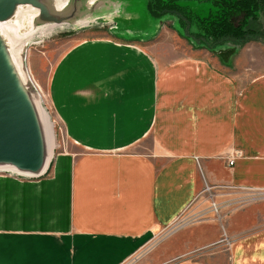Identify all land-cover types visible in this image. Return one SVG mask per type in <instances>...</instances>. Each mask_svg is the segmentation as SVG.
Wrapping results in <instances>:
<instances>
[{
  "label": "crops",
  "instance_id": "obj_1",
  "mask_svg": "<svg viewBox=\"0 0 264 264\" xmlns=\"http://www.w3.org/2000/svg\"><path fill=\"white\" fill-rule=\"evenodd\" d=\"M109 33L82 42L80 55L106 63L86 65L78 93L62 75L72 63L54 78L79 150L38 179L0 173V264H264L262 221L238 237L237 218L224 224L225 250L221 223L181 220L205 184L264 193V73L201 48L158 56ZM120 49L137 58L116 59Z\"/></svg>",
  "mask_w": 264,
  "mask_h": 264
},
{
  "label": "rangeland",
  "instance_id": "obj_2",
  "mask_svg": "<svg viewBox=\"0 0 264 264\" xmlns=\"http://www.w3.org/2000/svg\"><path fill=\"white\" fill-rule=\"evenodd\" d=\"M111 1L119 5V14L115 18L116 23L121 29L119 33L129 37H143L149 39L146 40V42L139 43V45L146 48L148 51L157 53V55L160 56V53H166L167 50L176 47L199 48L196 46V43L179 34L178 30L181 31V28L178 18L166 17L157 19L152 17L148 12V3L150 0ZM177 4L181 7H187L186 9L192 14H199L201 16L207 15L212 8L211 2L202 3L197 0H179ZM169 19H175L174 21H176V23L174 24V22L169 21ZM259 25L263 32L264 14L262 15ZM109 32V26H98L70 32L55 30L46 37H40L38 35L29 41H27L26 38L24 39L28 42L26 65L37 93L41 95L42 104L52 121L56 146L55 157L62 152L79 150L74 146L75 142L69 134L71 133V124L69 121L74 122L75 120L67 119L66 122L63 119L60 120L58 111L56 107H54L53 84L54 78L55 82H58L59 73L62 71H59V68H61L60 63L64 64L70 62L73 64V67L66 71L64 70L62 75H65L64 77L67 79L65 85L69 87V89L71 88L73 94L78 93L80 89H77V87L87 73L86 65L100 62L106 63L105 60H101L98 57L94 49H92V51L88 50L90 55H80V50L89 48L83 46L84 44L82 42L87 39L110 36ZM116 37L117 36L112 39L116 40ZM111 46L116 48L120 47L115 44ZM75 53H77L78 56L74 58L72 55ZM117 53L119 55L114 57L116 59L118 58V60L120 57L124 58L123 55H126L127 58L131 60L137 58L134 54L130 55L126 51L123 52L122 49H120V51H115V54ZM209 53L218 56L221 62H225L224 66L228 68L229 66L234 68L236 65L238 72L243 73L244 67H246V72L251 71L253 77L264 73V41H251L239 47L230 45L227 50L220 52L209 51ZM93 76L94 78H99L100 71L93 70ZM72 126L74 127V131L76 124ZM249 208H255L256 213L252 216L243 215L245 210ZM239 212L242 214H237ZM262 213L264 214V193L256 191L246 192L227 185L211 186L210 184H205L193 205L183 214L182 217L184 218L181 220H185L189 226L198 223L205 224L207 222H213L217 225L221 223L220 240L221 242L225 241V250H228V242L226 241L230 239V236L223 225L228 223L232 218L235 220L237 218L236 222L238 226H243L241 231H238L237 234L234 235L238 237L247 233L244 232L243 229L247 228L248 224H256L261 221L262 224H264V217L261 218ZM253 216L254 218L251 219ZM205 249L211 251L214 248L209 249L206 247ZM205 251L207 253V250H204V254ZM132 263L133 261H130L127 264Z\"/></svg>",
  "mask_w": 264,
  "mask_h": 264
},
{
  "label": "water",
  "instance_id": "obj_3",
  "mask_svg": "<svg viewBox=\"0 0 264 264\" xmlns=\"http://www.w3.org/2000/svg\"><path fill=\"white\" fill-rule=\"evenodd\" d=\"M24 4L39 10L32 19V25L38 32L31 37H24V33H18L19 36L12 33L11 36L21 45H24L25 38L29 41L40 36V32L49 27H54L53 32H70L109 26L114 36L134 41L149 40L119 33L121 29L115 19L119 14V5L111 0H67L62 9L54 6L53 0H0V22L9 21L16 6ZM26 44L28 47V42ZM27 47L23 63L26 72ZM28 77L29 87L25 88L24 83L21 85L18 81L20 78L8 61L0 41V163H8L13 168L0 169V173L33 180L46 175L53 160L45 169L47 151L44 138L28 100V95L39 93L31 76Z\"/></svg>",
  "mask_w": 264,
  "mask_h": 264
},
{
  "label": "trees",
  "instance_id": "obj_4",
  "mask_svg": "<svg viewBox=\"0 0 264 264\" xmlns=\"http://www.w3.org/2000/svg\"><path fill=\"white\" fill-rule=\"evenodd\" d=\"M179 0H150L148 11L157 19L178 18L179 34L211 52L244 46L251 41H264L260 22L264 14V0H197L211 2L207 15L192 14ZM175 20V19H174ZM173 21L174 24L176 21Z\"/></svg>",
  "mask_w": 264,
  "mask_h": 264
},
{
  "label": "bare ground",
  "instance_id": "obj_5",
  "mask_svg": "<svg viewBox=\"0 0 264 264\" xmlns=\"http://www.w3.org/2000/svg\"><path fill=\"white\" fill-rule=\"evenodd\" d=\"M67 0H53L54 6L59 9H62ZM39 10L34 9L28 4L17 5L15 12L9 21L0 22V41L2 48L8 58L10 64L14 67L16 74L19 76V82L24 87L27 88L28 75L30 76L29 70L27 72L24 70V54L27 47V42H24V45H21L19 41H16L11 35L23 34L24 37H31L38 32V29L32 25V19L37 14ZM21 20V21H20ZM23 22V23H22ZM22 23V24H21ZM54 27H49L40 32L41 37H46L52 34ZM21 32V33H20ZM34 34V35H33ZM19 36V35H18ZM48 38V37H47ZM28 74V75H27ZM28 100L32 105V108L36 114L38 124L42 130V136L44 138V146L47 151L45 169L50 163L51 160L55 157V141H54V130L51 118L44 108L41 100V95L39 94H30L28 95ZM0 169H13L8 163L1 162Z\"/></svg>",
  "mask_w": 264,
  "mask_h": 264
},
{
  "label": "built area",
  "instance_id": "obj_6",
  "mask_svg": "<svg viewBox=\"0 0 264 264\" xmlns=\"http://www.w3.org/2000/svg\"><path fill=\"white\" fill-rule=\"evenodd\" d=\"M228 161H229V165L230 166H233L234 165V162H235V158L234 157H231Z\"/></svg>",
  "mask_w": 264,
  "mask_h": 264
}]
</instances>
